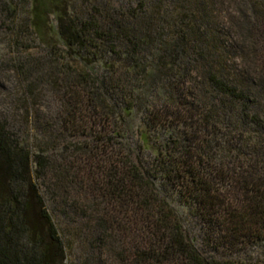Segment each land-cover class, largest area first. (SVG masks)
Here are the masks:
<instances>
[{
	"label": "trees",
	"instance_id": "obj_1",
	"mask_svg": "<svg viewBox=\"0 0 264 264\" xmlns=\"http://www.w3.org/2000/svg\"><path fill=\"white\" fill-rule=\"evenodd\" d=\"M25 6L44 54L15 67L25 135L0 114V264H65L71 236L84 264H264V0Z\"/></svg>",
	"mask_w": 264,
	"mask_h": 264
},
{
	"label": "rangeland",
	"instance_id": "obj_2",
	"mask_svg": "<svg viewBox=\"0 0 264 264\" xmlns=\"http://www.w3.org/2000/svg\"><path fill=\"white\" fill-rule=\"evenodd\" d=\"M26 0H0V114L9 117L18 134L24 129V104L18 91L16 64L20 57L25 59L44 54L43 47L36 37L26 27L25 6ZM114 6H132L133 0H111ZM17 11H13V9ZM46 84H42L39 100L41 113H53L57 104ZM11 123V124H12ZM139 122L136 119L134 126ZM25 135V130L23 134ZM86 136H75L73 140L86 139ZM136 135L131 139V146H139ZM136 149V148H134ZM136 151V150H135ZM137 153V152H136ZM149 151H144L148 154ZM68 238V237H67ZM65 264H84L88 257V251L74 236L66 241Z\"/></svg>",
	"mask_w": 264,
	"mask_h": 264
}]
</instances>
